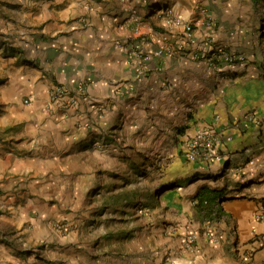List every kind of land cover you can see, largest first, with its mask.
<instances>
[{"label":"crops","instance_id":"crops-1","mask_svg":"<svg viewBox=\"0 0 264 264\" xmlns=\"http://www.w3.org/2000/svg\"><path fill=\"white\" fill-rule=\"evenodd\" d=\"M241 1H205L206 15L216 19V27L203 22L201 4L194 6L191 15H181L194 25L192 42L184 52L158 58L157 46H177L184 39L182 25L171 22L181 20L178 0L169 22L165 8L153 13L142 9L144 0H52L42 8L41 25L28 44L5 58L2 126L24 121L32 135L49 133L55 141L67 136L71 144L79 141L78 134L93 136L97 121L113 126L129 118L134 135L144 131L157 137L167 173L159 188L162 218L177 227L176 235L165 237L163 264H264V222L254 220L264 201V64L248 57L214 67L201 57L206 41L232 53L252 47L250 27L241 18L249 4ZM136 13L144 19L140 44L130 38L135 25L123 23ZM135 44L147 56L141 73L140 60L130 54ZM55 85L68 93L48 112L46 102ZM24 96L31 99L27 107L20 102ZM64 102L71 104L62 110ZM205 126L217 136L215 154L187 161L188 138ZM29 165L20 168L15 162L12 171L35 168ZM36 166L46 170L49 164L39 161ZM41 179L45 188L55 181ZM203 191L214 193L221 206L217 221L207 227L196 206ZM206 231L217 242L209 241ZM190 232L196 234L193 251L184 248ZM146 254L141 264L160 262Z\"/></svg>","mask_w":264,"mask_h":264},{"label":"rangeland","instance_id":"rangeland-1","mask_svg":"<svg viewBox=\"0 0 264 264\" xmlns=\"http://www.w3.org/2000/svg\"><path fill=\"white\" fill-rule=\"evenodd\" d=\"M50 1L0 0V85L5 80V58L28 44L32 31L41 25L42 8ZM144 1L142 9L149 7L153 13L165 8L167 20L174 18V0ZM147 1H152L150 6ZM178 1L180 18L201 4L203 22L216 27V19L206 15V0ZM248 4L241 18L250 27V33L245 32L254 39L252 47L243 48L245 54L233 53L241 55L242 61L249 57L264 64V0H248ZM129 18L123 23L138 22L140 27L144 21L140 13ZM181 20L191 24L193 31L192 21ZM139 27L130 38L140 44ZM78 88L82 91V86ZM51 92L48 112L56 104ZM20 102L27 107L31 99L24 96ZM69 103L59 107L65 110ZM4 112L0 105V117ZM128 119L113 126L97 121L100 126L91 132L93 136L78 134L79 141L71 144L67 136L55 141L49 133L32 135L24 121L0 124V264H126L135 260L141 264L140 257L146 253L151 261L164 263L165 237H172L177 227L162 218L165 208L159 188L167 173L162 170L161 144L144 131L134 135ZM39 161L48 163V169L36 166ZM15 162L20 168L29 164L35 168L17 173L12 171ZM42 177L55 181L45 188Z\"/></svg>","mask_w":264,"mask_h":264},{"label":"built area","instance_id":"built-area-1","mask_svg":"<svg viewBox=\"0 0 264 264\" xmlns=\"http://www.w3.org/2000/svg\"><path fill=\"white\" fill-rule=\"evenodd\" d=\"M171 20H168V22ZM171 22H175L176 24L182 25L183 32V41L179 42L177 46L169 45L168 43H163L160 46H157L154 50V55L156 57H161L164 54H171L174 51L176 52H184L185 48L192 42L193 31L191 24L181 23L179 19H173ZM133 31L137 32L139 27L138 22H134ZM138 44H135L130 48V54L135 58L140 60V73L143 70L142 62L147 59L145 53L139 49ZM177 47V48H176ZM201 57L203 59L208 60L210 64L214 67H220V65H233L235 62L241 61L242 56L236 55L232 52H228L222 48H218L212 46L210 41L204 42V47L201 52ZM78 91H81V88H78ZM67 91L62 86L54 87L51 93V99L54 102H57L59 97H63L66 95ZM217 136L209 127H201L195 130V132L188 138L187 144L184 150V156L187 161H194L198 159L210 158L215 154L216 146H217ZM220 203L218 199H215L210 206L208 211H202V214L205 215V220L202 222V226L205 227L212 225L213 222L217 221V218L220 216ZM255 221L264 222V201L261 203L259 210L254 214ZM204 227V228H205ZM205 231V230H204ZM206 238L211 242H217V239L207 231L205 232ZM195 238L196 234L194 232L187 233L185 236V244L184 248L189 251H193L195 249Z\"/></svg>","mask_w":264,"mask_h":264},{"label":"trees","instance_id":"trees-1","mask_svg":"<svg viewBox=\"0 0 264 264\" xmlns=\"http://www.w3.org/2000/svg\"><path fill=\"white\" fill-rule=\"evenodd\" d=\"M216 196L214 193L203 191L200 194H198L196 200V206L199 208V210H205L208 211L210 206L212 205L213 201L215 200Z\"/></svg>","mask_w":264,"mask_h":264}]
</instances>
